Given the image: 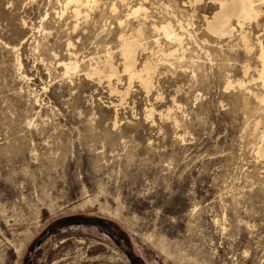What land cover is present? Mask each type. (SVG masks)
<instances>
[{
  "label": "rangeland",
  "instance_id": "rangeland-1",
  "mask_svg": "<svg viewBox=\"0 0 264 264\" xmlns=\"http://www.w3.org/2000/svg\"><path fill=\"white\" fill-rule=\"evenodd\" d=\"M73 1L0 0V264H264V0L249 54L210 42L209 0Z\"/></svg>",
  "mask_w": 264,
  "mask_h": 264
},
{
  "label": "bare ground",
  "instance_id": "bare-ground-1",
  "mask_svg": "<svg viewBox=\"0 0 264 264\" xmlns=\"http://www.w3.org/2000/svg\"><path fill=\"white\" fill-rule=\"evenodd\" d=\"M95 1L96 0H92V3H95ZM200 1L202 0H187L186 2H183V4L187 5V7L189 8H192L194 4H197ZM257 1L259 0H209V2L217 5V9H218L216 12L212 14L211 18L203 17L204 29L209 34H212L215 37V41H210V42L218 43L222 40H227V39L231 40L235 36V33L238 32V34L236 33L237 38L235 40L236 41L235 47L238 43L241 45L242 49L244 50L246 54L251 53L250 52L251 47L248 44V36L243 31V27L245 24L249 22H253V21L256 22L257 19L260 18L261 10L256 5ZM71 2L72 0H67L65 5H69ZM73 2L76 4V8L74 9V14L78 15L79 11L77 8L79 5H82V0H74ZM142 10L144 11V8L142 7V5H139L138 7L134 8L131 13L135 15V14H138ZM117 24L121 26L122 23L118 22ZM188 25H190L189 22H187L185 26L182 25L181 22H178L177 29L179 30V32H176L173 29V26L171 25V23L169 22H166L158 27L156 25H152V29H154L155 31L158 30L162 32L163 36L166 39L170 40L171 44H174V46L176 47L175 49L177 50V49L182 48L183 35L185 34L187 36H190V34L186 31V26ZM136 34H137L136 39H133L131 37L123 38L122 36H120L119 52L123 60V63H122L123 72L127 75L128 87L131 84L132 80L137 79L140 81L143 87L146 90H148L149 87L151 86V74L153 71V67L152 65L148 63H144L140 70L136 69L135 56H136L138 47L141 45V44L139 45V40H140L139 38L142 36V30L138 28L136 30ZM202 42L204 44L205 43L208 44L207 40H202ZM215 45L216 44H214V46ZM233 47L234 46H232V48ZM232 48H230V50ZM259 50H260V53L257 58L259 59L258 63H260V66H259L260 69L256 71L257 72L256 83L259 87L260 94H257V95L254 94V96H255V99L264 106V52L262 51L261 48ZM170 53H172V51ZM181 58H184L183 51L181 53ZM59 64L60 66L64 67V70L67 74H69L68 72L77 71V68H78V65H76V62L69 63V64H66L64 62H59ZM105 64H106V67L109 69L108 74L110 75V77L107 80V85L109 86L110 78L112 76H116V71L114 70L110 62H107ZM90 67L92 68V66ZM96 68L94 67L90 70L91 75L99 77V75H101L100 70ZM248 70H249V66L245 65L242 67L243 72H248ZM90 71L88 69L89 73ZM86 75L89 76V74H86ZM251 80L253 81L254 79H251ZM239 85L240 87L242 86L241 83H239ZM125 92H127V88ZM259 141H260V145L257 147L256 151L260 157L264 158V131L261 132Z\"/></svg>",
  "mask_w": 264,
  "mask_h": 264
}]
</instances>
